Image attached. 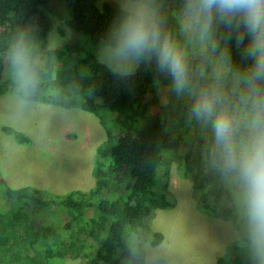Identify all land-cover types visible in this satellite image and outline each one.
Instances as JSON below:
<instances>
[{
	"label": "clouds",
	"instance_id": "9594fccd",
	"mask_svg": "<svg viewBox=\"0 0 264 264\" xmlns=\"http://www.w3.org/2000/svg\"><path fill=\"white\" fill-rule=\"evenodd\" d=\"M114 3L96 63L126 84L142 67L154 69L162 98L183 104L200 171L230 193L235 219L229 243L243 264H264V0ZM50 19L46 32L38 18L21 21L0 48L8 80L4 104L18 126L37 110L86 103L96 92L95 84L83 83L84 70L62 82V53L76 33L66 19ZM122 260L167 264L160 248L130 231Z\"/></svg>",
	"mask_w": 264,
	"mask_h": 264
},
{
	"label": "trees",
	"instance_id": "16d2710c",
	"mask_svg": "<svg viewBox=\"0 0 264 264\" xmlns=\"http://www.w3.org/2000/svg\"><path fill=\"white\" fill-rule=\"evenodd\" d=\"M54 0H0V48L21 21L38 18L46 32ZM99 0H60L58 17L96 46L115 15V3ZM56 15V14H55ZM42 35V33H41ZM92 49L79 56L78 44L66 46L60 65L62 82L80 78L96 85L86 103L76 101L62 109L78 107L94 115L105 139L96 147L92 188L51 195L30 186L7 187L0 178V264H123L126 233L158 246L163 235L151 232L145 222L156 210L174 207L169 190L171 169L190 182L196 208L203 214L234 223L228 189L215 176L204 175L183 120V104H161L153 68L142 67L131 83L116 81L95 61ZM235 54V52H234ZM75 55V56H74ZM73 65L71 64V62ZM8 80L0 64V97ZM144 98V101L141 99ZM1 131L18 144L29 137L11 127ZM121 192L118 193V190ZM60 211L64 221L44 223L43 214ZM145 229L146 238L142 236ZM215 264H243L234 244L227 243Z\"/></svg>",
	"mask_w": 264,
	"mask_h": 264
},
{
	"label": "rangeland",
	"instance_id": "374dc122",
	"mask_svg": "<svg viewBox=\"0 0 264 264\" xmlns=\"http://www.w3.org/2000/svg\"><path fill=\"white\" fill-rule=\"evenodd\" d=\"M103 2L114 3V0H99L96 5L100 7ZM61 8L60 0L52 1L49 19L58 17ZM70 44L79 45L80 57L92 49L89 38L77 33ZM92 53L95 55V49ZM157 96L161 104H166L159 90ZM5 97H0V178L5 185L10 188L30 186L51 195L92 188L95 149L105 139L98 119L78 107L54 106L48 113L37 110L26 124L18 126L9 118ZM3 126L24 133L30 143H16L1 131ZM187 186H191L190 182L182 179L172 167L168 188L174 207L156 210L145 226L163 235L156 247L167 256V264H215L231 239L233 221L201 213L196 208L192 191L186 190ZM0 199H4L1 194ZM41 220L53 225L62 223L64 216L56 210L43 214ZM145 232L143 229L142 236L146 238ZM70 263L84 264L76 260Z\"/></svg>",
	"mask_w": 264,
	"mask_h": 264
}]
</instances>
